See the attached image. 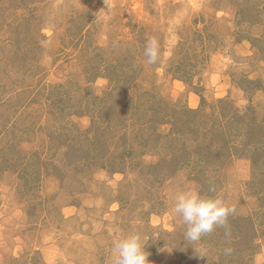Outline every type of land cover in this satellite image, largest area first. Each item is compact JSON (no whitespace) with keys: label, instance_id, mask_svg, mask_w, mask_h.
I'll use <instances>...</instances> for the list:
<instances>
[{"label":"rangeland","instance_id":"obj_1","mask_svg":"<svg viewBox=\"0 0 264 264\" xmlns=\"http://www.w3.org/2000/svg\"><path fill=\"white\" fill-rule=\"evenodd\" d=\"M221 122L264 145V0H0V264H218L247 216L264 264Z\"/></svg>","mask_w":264,"mask_h":264},{"label":"trees","instance_id":"obj_2","mask_svg":"<svg viewBox=\"0 0 264 264\" xmlns=\"http://www.w3.org/2000/svg\"><path fill=\"white\" fill-rule=\"evenodd\" d=\"M128 111V110H127ZM126 111V112H127ZM125 112V113H126ZM233 117L231 118L227 117V121H232ZM226 123V122H225ZM258 125V124H257ZM260 125V124H259ZM234 128V125H231ZM221 131H216L218 135L221 136V141L223 142V146L226 147L227 152L224 154V157L228 156H240V157H248L252 160L253 164L255 166L257 163L262 164L264 163V145L255 146L251 152L248 154L246 151V147L248 145L247 140L245 141H231V139L226 136L227 131L223 130L225 128V124L221 122L220 124ZM223 127V128H222ZM249 128V127H248ZM251 130H255L256 132H249V138L252 140L251 137H262L259 133L260 127L259 126H252L250 128ZM197 130V129H196ZM215 132V133H216ZM244 135V133L242 134ZM239 136V135H237ZM237 140V139H236ZM233 143V144H232ZM214 154H216L215 151H213ZM219 165L218 167H220ZM259 166V165H258ZM255 179L261 183L264 184V170L261 169L259 174L256 173ZM252 218L249 216L247 217H230L229 219H226V225H222V227H214L216 234H214V238L217 237L219 239V246L223 248L222 252H225L227 256L221 255L222 260L218 264H223L224 262H227V264H253L250 260H246L243 256H245L247 253H250L251 250L255 248L254 244V238H256V229H254L253 223H251ZM244 223V224H243ZM244 225H247V230H237V228H240L241 226L244 227ZM234 226L236 227V230L234 229ZM219 232V233H218ZM208 233H204L202 236L203 238L207 236ZM228 235L231 236L233 245L229 244V239L226 238ZM233 246V248H232ZM225 248V249H224ZM225 250V251H224ZM232 252V253H231ZM234 255V256H233ZM229 256V257H228Z\"/></svg>","mask_w":264,"mask_h":264}]
</instances>
